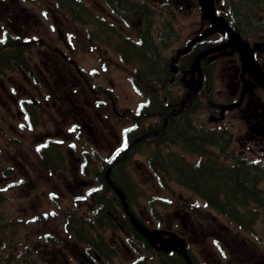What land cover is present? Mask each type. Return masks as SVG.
<instances>
[{"label": "rangeland", "instance_id": "374dc122", "mask_svg": "<svg viewBox=\"0 0 264 264\" xmlns=\"http://www.w3.org/2000/svg\"><path fill=\"white\" fill-rule=\"evenodd\" d=\"M82 1L85 5L92 8L94 12H97L95 10L97 9V2L101 3V0ZM147 1L150 2L151 8L155 11L154 13L150 11L147 13L150 17L149 24L153 37L157 39L158 43L165 39L166 46L162 45L160 49L161 55L168 61L162 62V65H159L164 74H149L148 78L151 80L161 79L158 80L159 83L148 84L145 91L151 95L157 104L165 98L169 107L171 102L169 94L176 93L179 90L180 94L184 93L180 86L179 89L178 87H165L166 82L171 79L170 76L165 74L166 65L169 63L171 53L173 50L181 47L188 38L205 28L207 23L200 17V10L197 7L196 0ZM158 1H162L163 7L157 5L160 3ZM45 3H47L45 0H24V5L22 6L25 9L18 10V12L34 16V23L29 21L28 25L20 26L19 30L22 32L29 31L24 35L33 33L43 39L45 37L47 39L56 37L57 31L54 32V30L58 23H53L51 16L49 20H45L40 16V7ZM247 3L249 4L247 0L231 1L232 6L235 5L241 16L238 22L242 20L249 24L250 21H253L252 29H256L257 26L264 28L263 22L257 23L260 18L264 20V5L260 6L258 10L253 6L245 7L242 10L241 5ZM261 4H264V0ZM10 7L15 9L13 5H10ZM220 8L224 9V7ZM50 15L57 18L52 13ZM107 20L113 22L110 18H107ZM33 24L38 25L37 28L34 29L32 27ZM238 25L240 24L238 23ZM60 26H62L60 30L71 29L62 23ZM115 26L117 27L116 30L110 27V29H113L114 34L116 33L115 31L120 30L130 38H135V31H132V29L125 28L122 25L118 26L116 22ZM164 26H167V33L162 29ZM16 28L15 23L8 25L9 30ZM38 29L39 32L36 33ZM170 29L177 31V38L175 32L171 33ZM247 29L252 30L246 28L245 31ZM107 31L103 27L101 33L106 35ZM259 33H263L262 36L264 37V32ZM116 34L119 37V34ZM160 36L162 39L159 41ZM116 40L114 38L102 41L101 44L104 46H99V50H96L93 44L86 42L84 39H80L78 43L77 40L76 43L75 40L74 43L71 41L73 46L75 45L76 50L68 53V58L73 60L79 68L87 70L89 75L94 76V80L98 81L101 85H112L118 97L119 105L131 111L139 107L141 103L143 104L145 99L133 89L129 79L130 70L129 67H126L128 65L119 63L115 55L107 49V47L111 48ZM36 48L39 49L40 47L36 46L32 51ZM103 52H105V55ZM158 56L159 52L155 53L152 58L157 67L160 61ZM30 61L35 63L37 67L44 68L45 59L43 55L34 52L30 55ZM62 72L63 69L60 70L61 74ZM220 77L217 72L212 74V84L215 85V91H212L210 98H208V92H205V95L202 93L199 96L200 100L198 103L200 107L190 112L189 119L193 125L199 124L209 129L216 128L217 126L226 127L230 133H233V136L230 134L231 140L227 144L230 146V150H227L226 154L219 152L221 156H218L215 148L208 147L202 155L201 163L213 159L216 163L231 164L233 160L230 157L232 156H242L245 160H252L260 152H255L259 146L253 151L255 153L247 152V150L243 151L247 142L241 141L240 134L242 131H239L240 124L232 120L228 113H226L223 119H220L219 110L216 112L212 110L214 106H218L213 105V100L217 101V96H215L217 94L216 89H221L222 96H225V89L219 87L221 85ZM48 78L50 79V77ZM6 82L4 81V84L7 86L8 83ZM65 84L69 86L70 82H66ZM15 87L18 94L22 97L23 94L19 92L23 91L26 85L20 86V89H18L17 85ZM55 87L54 85L51 86L53 89ZM41 90H43L42 94L49 91L45 86ZM35 94L32 93V96L37 99ZM59 94L55 96L56 100L52 99L54 106H51V99H49L48 106L45 109L43 105L36 106L37 118L34 124L31 125L24 120L22 121L18 118L12 119L6 115L5 110L9 109V106L7 105L6 95L0 91V190L3 192L0 196V224H4V229L11 227L9 233L3 237L0 235V243H2V246H0V257H3V259L0 258V264H27L26 260L20 259L21 257L25 259L35 258L32 264H63V258L71 261L72 258L69 254L74 250V246L76 244L79 245V243L74 241V238L66 230V218H72L73 215L90 217L92 210L95 209L94 196L97 194L101 195L104 199L107 197L112 200V194L109 190L108 192L101 193L98 188L97 191L95 173L101 170L99 161L105 162L109 159V152L115 144L96 143L86 138L84 134L81 138L79 130H73L70 127L73 118L72 111L64 114L65 117H60L57 111V107L60 105ZM38 103H41V101L38 100ZM162 105L163 107L165 106L164 104ZM83 107L84 109H88L85 105ZM85 111L89 114L91 113L89 110ZM107 113L108 119L112 121V125L115 127L112 133L115 131V134L117 133L121 137L125 127H130L132 119L129 115L115 117L112 115L111 110ZM107 113L106 111L101 112L99 109L100 117H96L93 113L90 114V117L91 120L99 123L104 119L102 115H107ZM215 118H219V120L217 121ZM153 121V119H148L145 121V124L148 125ZM140 123L142 125V122ZM86 125H89V122ZM79 128L81 129L80 125ZM46 131L47 133H45ZM44 133L51 135L56 140L58 139L54 136L62 134V139L59 138L60 140L58 141L61 143L57 151L59 150L58 155L64 160V166L62 165L59 169H52L49 166L45 169L40 164L35 147L38 148L44 145L42 143ZM104 133H106L105 129ZM40 141L41 144L38 145L37 142L39 143ZM107 141H112L110 136H108ZM149 145H142V155L137 154L132 159L130 158L127 167L129 178L134 185V188L128 191L129 204L137 215L142 216V221L144 220L151 227L154 224L150 221L152 219L146 220L145 218L150 216L151 218L157 217L160 221H163L164 217L168 220L176 218L179 226L180 216H182L181 211L187 210L189 215L186 218L185 225L196 230L195 235H190L188 238L189 243L193 244L191 249L193 255L197 254L201 260H203L202 257L212 258L214 256L217 261L226 263L228 258L221 260L212 246V244H215L218 247L217 244H221L232 248L238 255H246L249 262L253 261L255 264H264V211L258 210L254 205L249 204L248 208L240 209V213H246L248 209H253L255 212L251 219L247 215H238V219L231 220V218L215 211L210 204L206 206L200 196L189 191L187 187L167 178L166 174L158 175L152 171L150 173L147 168L148 153H158L157 155L153 154L154 157L161 158L162 153L173 147L170 144L151 146L150 143ZM213 153L215 155H211ZM183 154V166L188 167L191 163L197 161V154L186 152ZM153 155L150 157L151 160ZM46 162L48 163V159ZM3 167H8L5 170L6 173L3 172ZM77 178L81 185L85 186L84 189L90 188L94 191L91 198L85 197L84 194L79 196V189L74 188ZM215 184L219 187L223 185L218 182ZM86 191L84 190L83 193ZM84 198L89 200L84 202ZM112 201L114 202V200ZM111 205L110 212L112 214L122 211L117 204ZM180 208L184 210L180 211ZM179 211L178 218L175 216V213ZM236 221L243 224V228L237 226L239 223ZM10 223L12 224L11 226L9 225ZM97 229L98 232H102L100 227ZM104 232L106 238L111 240L112 236H110V233ZM26 246L31 249V257L27 256ZM59 252L61 253L60 256ZM118 255L119 253L114 257V262H117ZM16 256L17 261H15ZM121 258H124V255H121ZM127 258L125 257L123 260ZM7 259L8 261L5 262Z\"/></svg>", "mask_w": 264, "mask_h": 264}, {"label": "flooded vegetation", "instance_id": "af4514ba", "mask_svg": "<svg viewBox=\"0 0 264 264\" xmlns=\"http://www.w3.org/2000/svg\"><path fill=\"white\" fill-rule=\"evenodd\" d=\"M11 5L17 4L11 3ZM97 7H100V9L96 11L101 12L102 15H107L110 19L113 20V27L115 29L117 28L115 26V22L118 23V26H121L122 23L127 22L130 17H133V19L136 21L134 24H139L142 26L141 6H133L132 11L134 14H130V6L123 0H110V4L107 6V9L109 11L103 9L100 5H97ZM216 13L218 15H223L224 10L219 11V9L216 8ZM259 22L264 23L263 18L258 19L257 23ZM240 23H243V21H240ZM251 26L245 27L252 29ZM238 28L241 30V32H244V34H247V36H249L245 37L240 34V31H238L240 32L239 35L241 36V39L248 44V49L246 50V52H250L253 57V61L257 64L259 70L264 71V37L262 36V34H255L256 32L260 31L261 28L257 26L256 29H247L246 31L245 29L242 30L240 27ZM60 37H62V35H60ZM238 43L242 42L239 39H231L224 33L214 32L208 37V42L206 44L199 46L204 49L216 48V50L212 54H210L208 57H205V61L206 64L211 63L212 60L213 62H216V66L214 65V72L217 68V63H219L217 71L221 76V87L225 89L224 97L222 96V90L217 89L218 106H214L213 111L216 112L217 110H219L220 119H223L226 116V113H228L229 117L232 120L240 124L239 131H242V133L240 134L241 141H244V143L247 142V151H250L251 153L261 151L264 153V90L259 85H257L251 77L253 66L252 62H247V60L242 61L238 49L241 48L244 51V45H238ZM63 44V48H66L65 42H63ZM144 45L153 48V44H151L150 41L148 44L144 42ZM64 51L65 50H63V52ZM113 51L117 52L118 49L115 48ZM63 52L60 49L58 51L57 47L52 48V50L49 47H47L44 51L39 50V53L46 57L47 60L51 61L49 64V68L47 67L46 69H48L49 73H54L53 75L56 78L54 81L55 85L59 77V74L55 69H57L58 65L61 64L59 57L61 56L63 58ZM196 52L197 50H195L191 55H188L184 59L180 60V65L177 68L176 78H171L170 81L177 80L183 87L187 89L192 86V82L185 79V75H187L186 72L189 68V63ZM201 66L202 70H207L203 64ZM168 67L170 68L169 65ZM16 68L19 69L18 66ZM65 68L66 66L63 65V72L60 75L61 84L64 86L65 81L69 80L71 83H74L77 88L75 91L69 90L68 92H66L62 90V92L60 93V105L57 107V111L60 114V117L63 118L65 117L64 114L72 111V119H77L80 124L83 125V127L88 131L87 134L90 136V139H93V141H95L96 143H108L109 141H107V138L108 136H110L112 143H118V138L114 133H112L113 127L108 119V113L107 115H105V119H102L99 123L91 120L90 117L91 113L95 114L96 117H100L99 109L101 112L111 110L112 115L115 117H121L125 115V111H119L116 109L118 105L115 104L112 96H110V91L113 90V86L101 85L98 81L93 82L92 78L87 77L79 71H77V73H73L72 71ZM26 70L34 77V74L37 75L43 73V71L38 70L34 65H31V67H26ZM32 70L33 72H31ZM26 81L30 82V77H27ZM56 86L57 90H55V93L58 95L60 85L58 84ZM210 90L211 86L208 87L207 91ZM23 94H28L27 98L32 99L29 92L24 91ZM6 95L9 101L12 102L11 104L9 103V109H7L6 111L9 118L21 119V115H24V113L26 115L30 114L31 106L28 105V101H25L24 98L20 99L19 97L14 99L12 97V93H6ZM51 95L50 96L53 97V100H56L52 92ZM36 96H40L43 98L39 90L37 91ZM53 100L51 101V104L54 106ZM33 103L37 105V102L34 100ZM44 104L45 106H48V103L45 101ZM83 105H85L88 109H84ZM12 109L14 110V112L12 111ZM85 110H89L91 113L89 114ZM88 122L89 125H86ZM104 129L107 134L104 133ZM257 146H259L258 150L253 152ZM175 216L179 218V212L175 213ZM187 217L188 215L185 214L184 218ZM173 220H176V218L172 219L171 223L169 221L166 222V224H164V226L160 230L164 239L167 238L165 234L170 232L177 233L184 237L187 235H195V229L190 227L187 228L184 222L181 223L180 230L172 231L171 224L173 223ZM144 224L147 225L146 223ZM112 234H114V231H112ZM117 246L118 245L116 244L112 245V247ZM122 246L125 249L126 253H129L128 247L124 244H122ZM97 247L101 251V254H98L95 250L86 248L79 250L77 249L75 251L73 250V255L75 257H79V264H123L121 261L114 262L112 260H107L108 254L101 250L99 246ZM102 247H104V245H102ZM187 252L191 258V264H255L253 261L249 262L246 255H238L234 252V250L230 248L227 249L228 261L226 263L217 261L214 256L212 258L202 257L204 261L200 258L198 259L196 258V255H193L190 247L188 248ZM155 255L162 259L161 262L163 264L188 263L182 258L179 253H177V251L165 254H163L162 252H156ZM171 257H174L175 259L170 261ZM162 263L157 261V264Z\"/></svg>", "mask_w": 264, "mask_h": 264}, {"label": "trees", "instance_id": "16d2710c", "mask_svg": "<svg viewBox=\"0 0 264 264\" xmlns=\"http://www.w3.org/2000/svg\"><path fill=\"white\" fill-rule=\"evenodd\" d=\"M143 41L147 44L149 43V38L147 34H142ZM150 51V50H148ZM153 52V50H151ZM154 55V54H153ZM146 53L142 51V57L146 59L145 64L148 67L146 69L145 77L149 75V73H153L156 63L153 60L147 59ZM1 61V59H0ZM158 65H160L158 63ZM150 68V69H149ZM150 96V94L148 93ZM152 103L142 110V117L140 120H145L151 116H157L158 113V104L155 102L153 98ZM159 109H162L159 107ZM158 112V113H157ZM185 112L182 113L181 119L177 118H169L166 129L163 131L161 138L165 136L167 133L169 136L183 140L182 142L187 143V139L190 142H196L191 136L198 138L197 133H201L200 130H194L189 123H186L184 120ZM139 120V119H138ZM209 139L207 140L205 137H201L199 140L202 145L204 143L210 142L213 146L220 147L225 143L228 144V138H224L222 132H214L209 133ZM168 137L173 142V138ZM227 141V142H226ZM200 150V149H199ZM197 151V148L195 149ZM168 158V163L171 166V169H167L169 173L172 175L175 174V177L185 183L187 186L192 187L194 191L199 192L202 196L206 198L211 204H214L223 212H235V203L252 201L254 203H258L261 206H264V187L257 188L260 179H264V171L251 168L242 161H237L234 166H219L214 160L209 161L207 163L201 164L198 169H191L190 167L181 166L182 158L170 155L166 156ZM216 182L223 184L220 187L215 184ZM208 183H214L207 186ZM4 229L0 230V234H3ZM3 237V235H1ZM3 259V257H1ZM17 259V257H16ZM5 260V262H7Z\"/></svg>", "mask_w": 264, "mask_h": 264}, {"label": "water", "instance_id": "95a60500", "mask_svg": "<svg viewBox=\"0 0 264 264\" xmlns=\"http://www.w3.org/2000/svg\"><path fill=\"white\" fill-rule=\"evenodd\" d=\"M199 4L201 5L202 9H203V16L208 17L212 22H217L218 20L212 16V1L211 0H199ZM183 52V51H180ZM208 52V51H207ZM207 52H204L202 54H199L197 56V58L194 60L192 68H191V72H193L194 70H198L199 71V61L200 58ZM260 82L263 83L264 85V79L262 77H259ZM134 226H136V228L144 235H146L147 237H149L148 233L145 230H142L141 227L138 226V224L133 221ZM169 247H173V244L169 245Z\"/></svg>", "mask_w": 264, "mask_h": 264}]
</instances>
